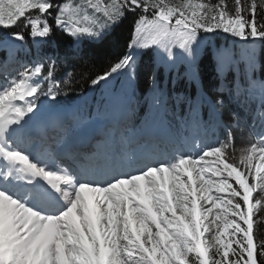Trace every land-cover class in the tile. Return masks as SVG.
I'll list each match as a JSON object with an SVG mask.
<instances>
[{
  "label": "snow or ice",
  "instance_id": "6c2138e0",
  "mask_svg": "<svg viewBox=\"0 0 264 264\" xmlns=\"http://www.w3.org/2000/svg\"><path fill=\"white\" fill-rule=\"evenodd\" d=\"M127 14L136 17L128 51L93 85L134 80L150 49L166 63L182 59L199 83L206 34L264 42V0H0L5 45L45 43L57 31L70 40L63 53L34 57L0 84V264H264V237L253 234L254 217L264 216V132L237 156L231 128L240 114L223 99L213 103L217 120L228 121L223 141L165 159L133 155L121 161L129 171L98 167L99 179L69 155L37 147L39 98L54 103L82 41L101 38ZM159 78L154 66L152 89ZM260 89L264 109V82Z\"/></svg>",
  "mask_w": 264,
  "mask_h": 264
},
{
  "label": "trees",
  "instance_id": "16d2710c",
  "mask_svg": "<svg viewBox=\"0 0 264 264\" xmlns=\"http://www.w3.org/2000/svg\"><path fill=\"white\" fill-rule=\"evenodd\" d=\"M66 2L75 4L83 0ZM135 21L136 17L127 14L101 38L84 39L75 60L73 78L63 86L56 101L53 103L40 97L37 102L54 108H67L82 100L78 112L83 113L87 104L110 110L129 100V129L139 126L140 122L143 123L140 126L142 129L154 119L174 127L179 118L194 115L193 125L199 121L200 127L206 130L205 142L212 145L225 138L224 125L228 121L222 123L216 118L214 131L209 129L213 121L212 114H215L213 103L223 99L227 111L240 114L239 126L233 123L231 128L234 136L232 144L239 156L254 142L256 133L264 132V122L259 116L264 111L260 89L261 82H264V42L259 39L254 44L245 42L230 33H224L222 29L206 34L209 39L201 42L198 57L199 83L188 78L187 65L182 59L177 58L175 64L166 63L162 59V50L150 49L147 55L141 57L139 73L134 80L113 76L99 85H93L92 78L107 71L110 64L128 51L127 45L131 42ZM87 23L88 20L81 19L82 26ZM69 43V38L59 31L48 42L38 46L29 39L25 42L26 52L21 56V61L27 63L33 61L34 57L38 59L45 54L63 53ZM154 66L160 69L159 87L155 90L149 86L147 79ZM230 181L238 187L234 180ZM253 195L255 197L256 193ZM241 224L243 226V222ZM253 234L256 241L264 237L262 216L254 217Z\"/></svg>",
  "mask_w": 264,
  "mask_h": 264
},
{
  "label": "rangeland",
  "instance_id": "374dc122",
  "mask_svg": "<svg viewBox=\"0 0 264 264\" xmlns=\"http://www.w3.org/2000/svg\"><path fill=\"white\" fill-rule=\"evenodd\" d=\"M3 33H4V30L0 29V35H2ZM35 44L38 46L41 43L35 42ZM25 52H26L25 46L23 48H20L19 45L15 43L5 45L3 42H0V59L6 60L5 65L0 64V84L4 83L5 77H8L9 79H11V76L15 75V73L18 70H20L22 64H20L17 61V57L22 56ZM116 107L113 110H100L97 107H90V108L87 107L85 109L86 111L84 112L85 115L83 116V118H80V120L71 118L73 117L72 115L75 112V108H71L68 110H62V109H50V108L41 107V112L38 113V116L40 117L38 125L43 127L42 129L47 131V136H46L47 140H45L46 141L45 144L42 143V141H38L37 147L40 148V145H41V149H47L51 151L50 147L48 146L50 139H53V141H57V137L62 136L61 144L64 142L66 143L68 142V139H69L68 134L70 132L75 131L79 127H84L87 124H90L91 121L93 120H101L103 122L108 121L109 125H107V128H106L107 133L106 134L103 133L99 137H96L95 139H93L92 145L89 147V149L87 150V153H85L84 155L85 160L88 157L91 158L94 155H96L97 157H99V162L97 163L98 167L100 166V160H101L102 163L104 164V167L107 169L109 168L111 169L112 167L115 166L117 171H129L127 167H123V168L121 167V161H124L126 163L127 159L129 157H132L133 155L141 159L145 156H151V157L158 158V159H165L169 157L167 155L165 147L164 149H157L156 147H154L153 148L154 150L152 152H147V153L144 152L142 154L138 151L135 152L139 143H143L146 140V138L144 137L145 130L140 131L137 128H135L132 131L126 132L123 121L126 118H129L130 116L128 104H125L124 106H116ZM116 111L119 114H122L121 116H123V120L121 123L122 125L117 131H115V129L113 128V123H114L113 119L115 118ZM58 117H60L59 121L61 119L63 120L65 119V123H64L65 126L63 124V129L59 128V131L56 130V127H58L57 124L59 122ZM155 123L156 122H153L149 127L150 128L155 127L156 126ZM159 127H162L164 129V126L162 125ZM131 135H135V136L137 135L138 138L137 140H134L130 143L129 137ZM201 135L202 133H201L200 128L193 126L190 120L181 122L180 123V134H179L180 139H178L176 143V140L174 141V139L170 138L169 142L165 144L169 150L172 149L170 156L173 153L178 154L179 152L193 151L197 147H203L204 145H208L203 142ZM119 141H122L123 143L122 147L119 146L120 145ZM61 144H59V146ZM117 144L119 147L117 146ZM173 148H176V150L173 151ZM102 151L107 152L108 158H107L106 165H105V159H102L104 157V153H101ZM115 158L116 160H114ZM214 159L215 158L213 157L207 158V163L212 164ZM76 162L77 163H75V166L79 168L82 166L84 168V163L81 159L76 160ZM96 169L88 171L90 172L89 178H92V176H93L92 179L99 177L97 175H93ZM85 172H87L86 169H85ZM112 174H115V173H112ZM229 183H230V180H229ZM255 193H256L255 197L259 195L258 191ZM222 195H227V194L223 193ZM262 218H264V216H262ZM233 247H235V245H233Z\"/></svg>",
  "mask_w": 264,
  "mask_h": 264
},
{
  "label": "bare ground",
  "instance_id": "6f19581e",
  "mask_svg": "<svg viewBox=\"0 0 264 264\" xmlns=\"http://www.w3.org/2000/svg\"><path fill=\"white\" fill-rule=\"evenodd\" d=\"M59 116V115H58ZM59 119H60V117H58V121H59ZM65 123V119L63 120V119H61L59 122H58V127H56V130H58L60 127H63V124ZM64 126H65V124H64ZM63 129V128H62ZM43 131H44V129H43ZM47 133L44 135V136H42V142L43 143H45L46 141L45 140H47ZM61 137L62 136H58L57 137V141H59L60 139H61ZM137 135L135 136V135H131L130 137H129V140H130V143L132 142V141H134V140H137ZM48 141H49V139H48ZM50 141H53V139H50ZM61 141V140H60ZM68 145V144H67ZM66 145V143L65 144H63V148L65 147V146H67ZM150 145V143H146V144H140V145H138L137 146V148H136V151L135 152H144L145 150H147V148H148V146ZM49 147H50V149H51V151H54V148L57 146H55L54 147V144L53 143H51V142H49V145H48ZM102 153H104V157L102 158V159H105V162H107V152L105 151V152H102ZM94 156H96V155H94ZM94 156H93V158H94ZM117 157V156H116ZM116 159V158H115ZM120 161H121V159H120ZM106 178H108V177H106ZM94 179H99V177L98 178H94Z\"/></svg>",
  "mask_w": 264,
  "mask_h": 264
}]
</instances>
